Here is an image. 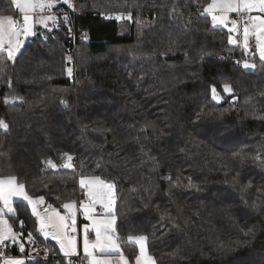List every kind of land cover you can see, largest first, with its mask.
I'll use <instances>...</instances> for the list:
<instances>
[{
    "label": "trees",
    "instance_id": "trees-1",
    "mask_svg": "<svg viewBox=\"0 0 264 264\" xmlns=\"http://www.w3.org/2000/svg\"><path fill=\"white\" fill-rule=\"evenodd\" d=\"M209 3L75 0L69 27L38 34L14 62L0 57V119L9 125L0 129V177L16 175L58 209L85 200L81 174L114 180L117 235L131 262L138 247L126 237L147 234L158 264H264V202L253 206L264 190V164L254 159H264V64L254 55L257 67H242L228 32L203 13ZM129 12L145 19L142 29L134 20L121 34L102 15ZM13 13L0 0V15ZM15 96L23 99L5 103ZM65 153L71 169L61 166ZM15 210L14 229L23 220L25 236L47 251L29 208ZM32 248L26 242L24 254ZM7 255L23 254L9 245ZM29 264L76 262L49 254Z\"/></svg>",
    "mask_w": 264,
    "mask_h": 264
},
{
    "label": "snow or ice",
    "instance_id": "snow-or-ice-1",
    "mask_svg": "<svg viewBox=\"0 0 264 264\" xmlns=\"http://www.w3.org/2000/svg\"><path fill=\"white\" fill-rule=\"evenodd\" d=\"M10 2L17 10L16 17L22 16V22L13 15H0V57L13 62L25 47V42L30 37L38 35L37 25H41L49 31L52 30L49 28V22L53 28L59 27L58 14L55 11L58 5H67L69 8L75 7L72 0H10ZM253 11H257L261 15H248L245 19V15ZM203 13L211 17L214 28L218 26L227 28L228 43L242 47L246 53L252 49L250 37L254 36L255 50L259 53L260 62L264 64V0H211V3L203 8ZM229 13H235L238 19H229ZM62 15L64 22L67 23L68 15L66 13H62ZM102 15H105L106 19H111L113 16L116 19H123L125 16L128 19L132 17L130 12ZM69 30L71 31V29ZM43 38L47 39V36ZM6 66L3 61H0V71ZM256 67L255 63L243 62V68L246 70H254ZM72 71L71 67L67 69L69 77L72 76ZM210 90L213 100L219 101L223 98L216 85H212ZM222 91L233 94L234 88L232 84L224 82ZM20 99L23 98L19 96L5 97V103ZM61 103L66 105L67 101L62 100ZM8 128L9 125L0 119V129L7 130ZM64 155L68 162L61 166L68 169L73 168V157L67 153ZM254 159L264 164V159L259 154ZM42 163L53 169L57 167V164L48 157H44ZM167 179L171 180V176ZM179 179L178 177V183ZM79 186L84 190V195L87 196L86 202L69 199L61 205L66 210V214H62L61 211L51 205H48L41 213L38 211V206L45 203L43 195L37 197L30 195L26 191V185L21 183L16 175L10 174L0 177V264H25L24 258L7 255L9 245L18 248L19 253L24 254L26 242L36 243L33 233H27L25 236L23 231L25 222L23 220L19 221L20 228L14 229V225L4 218L5 211L13 215L16 213L13 207V198H20L31 205L32 215L39 220V231L45 238L51 237L56 240L59 244V251L64 256L78 255L77 237L70 235L69 230L71 233H77L78 229L82 227L83 252L87 264H131L129 257L121 250V241L124 238L117 235V216L114 210L117 199L115 181L102 179L99 175L81 174ZM250 187L251 184L249 183L244 186V189L247 190ZM262 198H264V190H258L253 206H256L257 202H264ZM97 205L101 209L100 212L96 211ZM81 212L85 221L90 223L78 225L77 214ZM126 240L138 246L139 251L134 257V264H158L156 257L149 253V236L147 234H129Z\"/></svg>",
    "mask_w": 264,
    "mask_h": 264
},
{
    "label": "crops",
    "instance_id": "crops-1",
    "mask_svg": "<svg viewBox=\"0 0 264 264\" xmlns=\"http://www.w3.org/2000/svg\"><path fill=\"white\" fill-rule=\"evenodd\" d=\"M16 12H17V10H16V11L14 12V14H13L14 17H16ZM256 13H258V12H257V11H253V12H251V13H247L246 15L248 16L249 14H256ZM204 14H206V13H204ZM234 14H235V13H229V14H228V15H229V19H233V15H234ZM206 15H207V14H206ZM207 16H208V15H207ZM20 17H22V16H20ZM208 17H209V19H210V23H211V17H210V16H208ZM16 18L20 20L19 17H16ZM20 22H21V20H20ZM211 24H212V23H211ZM211 26H213V25H211ZM41 27H42L41 25H37V30H40ZM218 28H223V27H222V26H218ZM223 29H225V30L228 32V29H227V28H223ZM228 34H229V33H228ZM31 38H33V37H30V38L25 42V45L29 42V40H30ZM252 49H255V48H252ZM252 49H251V50H252ZM251 50H250V51H251ZM255 54H256V52H255ZM244 57H245V58H250V57H252V56H249V53H248L246 56L244 55ZM242 64H243V63H242ZM79 179H80V178H79ZM78 183H79V181H78ZM82 191L84 192V190H82ZM84 201H85V202L87 201V196H86V195H85V200H84ZM116 201H117V200H116ZM17 203H22V204L26 205V206L29 208V211H30V213H31V215H32V207H31V205H29V204L27 203V201H23V200L20 199V198H13V207H14V208H15V204H17ZM48 205H51V204L48 203V202L45 200V203H44L43 205H39V206H38V211H40L41 213H43L44 209H45L46 207H48ZM51 206H52V205H51ZM52 207H53V206H52ZM53 208H55V207H53ZM115 208H116V204H115V206H114V210H115ZM56 209L59 210V211H61L62 214H66V210H64L63 208H61V209L56 208ZM96 211H97V212H100V211H101L99 205L96 206ZM6 212H7V211H6ZM10 215H13V214L7 212V213H5L4 218H5V219H8V216H10ZM32 217L34 218V220H35V222H36V234H37V236H38L39 239H41V240H43L45 243H47V251H48V253H49L50 255H53V256H55V257H61V258L66 259V260H72V259H73L75 262H76L75 257H76V256H80V257L82 258V260H83V264H87V261L84 259V252H83V233H82V227L78 229L77 233H71L70 230H69V234H70V235H76V237H77V252H78V255H74V256H71V257H67V256H64V254H63L62 252L59 251V244L57 243L56 240L52 239L51 237L45 238V237L43 236V234L39 231L40 225H39V220H38V218L35 217V216H33V215H32ZM86 222H88V221H85L82 212H81V213H78V214H77V223H78V225H81V226H82V225H83L84 223H86ZM88 223H90V222H88ZM93 238H94V234H93ZM137 247H138V246H137ZM138 251H139V250H138ZM30 253H31V252H30ZM30 253H28V254H30ZM25 255H26V254L18 255V256L24 258ZM8 256H12V255H8ZM13 257H15V256H13ZM24 259H25V264H29V263H31L30 260H28V259H26V258H24ZM130 262H131V261H130ZM131 264H134V261H132Z\"/></svg>",
    "mask_w": 264,
    "mask_h": 264
},
{
    "label": "rangeland",
    "instance_id": "rangeland-1",
    "mask_svg": "<svg viewBox=\"0 0 264 264\" xmlns=\"http://www.w3.org/2000/svg\"><path fill=\"white\" fill-rule=\"evenodd\" d=\"M72 3L74 4V6H75V0H72ZM14 6V5H13ZM16 11V9H15V7H14V12ZM55 11L57 12V14H58V20H59V27H56V28H53L52 27V25H51V22H49V28H51L52 30L51 31H49L48 29H44L43 28V26L40 28V30H38V34L40 35V37L43 39V40H47V39H44L43 37L44 36H47V38H48V36H51L53 33H55V32H58L59 31V29L62 27V25H64V26H68L69 27V19H68V22L67 23H65L64 22V18H63V15H62V13H66L67 15H68V18H69V16H75L76 14H77V11H76V9H75V7L74 8H69L67 5H58L57 6V9H55ZM14 14V13H13ZM12 14V15H13ZM107 14H109V13H107ZM115 14V13H114ZM125 14H127V13H125ZM249 15H251V16H256V15H261L260 13H256V14H249ZM20 18V20H21V22H22V17H19ZM111 19H114V20H116V21H118L119 23H120V25H121V34H124V33H126V30L128 29L127 27H126V25H125V23H129V24H131L134 20H136V25H137V28H139V29H142V27H143V25H144V21H145V19L142 17H138V16H133V14H132V17H131V19H128L126 16H125V18H123V19H116L115 18V16H113V18H111ZM234 19V18H233ZM212 25V24H211ZM242 28V27H241ZM40 33H42L43 35H41ZM233 35H239V34H233ZM34 38V37H33ZM242 38V37H241ZM32 39V38H31ZM31 39L29 40V41H31ZM29 43V42H28ZM250 44L252 45V48H255V37L254 36H252V37H250ZM238 49L243 53V55H247L249 52H245L244 51V49L242 48V47H238ZM255 55V57L257 58V59H259V53L256 51V54H253V55H251L252 57ZM252 57H250V58H245L244 57V60L242 61V63L244 62V61H248L249 63H252ZM241 63V64H242ZM242 67H243V64H242ZM246 70V69H245ZM69 76V75H68ZM226 95L227 96H230L231 94H228V93H226ZM16 101V100H15ZM15 101H9V102H11V103H13V102H15ZM216 101V100H215ZM221 100H219V101H216V102H220ZM5 213H7L6 211H5Z\"/></svg>",
    "mask_w": 264,
    "mask_h": 264
},
{
    "label": "built area",
    "instance_id": "built-area-1",
    "mask_svg": "<svg viewBox=\"0 0 264 264\" xmlns=\"http://www.w3.org/2000/svg\"><path fill=\"white\" fill-rule=\"evenodd\" d=\"M233 18H237L238 19L236 14L233 15ZM246 18H247V15H245V19ZM255 52H256V50L252 49L249 52V56L255 54ZM24 258L30 260V262H33L35 260H47L49 258V254H48V252L46 251V249L43 246L38 245V244H33V248L31 250V253L30 254H26L24 256ZM75 260H76V264H83V260H82V258L80 256H76Z\"/></svg>",
    "mask_w": 264,
    "mask_h": 264
}]
</instances>
